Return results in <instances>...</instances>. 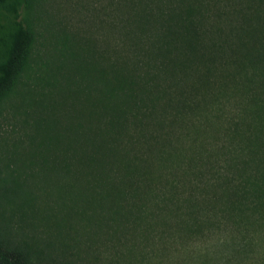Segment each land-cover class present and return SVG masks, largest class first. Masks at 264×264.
I'll return each mask as SVG.
<instances>
[{
    "label": "trees",
    "instance_id": "16d2710c",
    "mask_svg": "<svg viewBox=\"0 0 264 264\" xmlns=\"http://www.w3.org/2000/svg\"><path fill=\"white\" fill-rule=\"evenodd\" d=\"M19 5L0 0V110L24 114L32 133L14 144L16 167L1 160L3 195L24 189L26 159L31 177L59 167L61 144V171L97 195L77 209L100 240L85 255L120 259L132 240L160 238L156 226L190 238L217 226L232 234L219 263L264 264V0H79L90 24L53 19L37 81L20 87L34 33ZM11 236L0 224V264H71Z\"/></svg>",
    "mask_w": 264,
    "mask_h": 264
},
{
    "label": "rangeland",
    "instance_id": "374dc122",
    "mask_svg": "<svg viewBox=\"0 0 264 264\" xmlns=\"http://www.w3.org/2000/svg\"><path fill=\"white\" fill-rule=\"evenodd\" d=\"M18 1L20 2L18 7L20 19L34 33L28 63L19 76L18 86L20 87L37 81L36 77L40 73L39 59L48 50L46 36L49 37L50 32L55 30L53 21L56 20L59 25L66 24L71 29L90 24V15L86 13L85 16L88 15V17L85 19L80 9L76 7L79 0H42L41 7H37L42 8V12L38 13L34 3L30 7L26 5L25 0ZM24 119V114H20L16 109L13 110L9 105H5L0 110V164L3 160L8 161L11 168L16 167V164L10 160L12 150H16L14 144L22 142L23 145H27L32 133L31 124L24 123ZM73 144L72 150L76 152L74 139ZM63 147L64 145H58L54 162L59 167L51 166L54 170L48 169L46 172L41 169L31 177L30 173L38 170V167H31L30 160H25L26 163L19 170L18 181H25L24 189L22 188L21 191L16 193L7 191L3 195L2 185H0V224L8 226L12 239H25L48 253L53 252L58 255L67 253L71 264H221L216 260L221 252L226 251L225 248L222 250L221 243L231 239L232 234L222 231L217 226L212 231L207 230L206 234L191 238L163 226H156L161 230L154 234L159 236L158 233L161 231V239L156 237L147 243L142 242L140 238L132 240L135 241L134 253H126L120 259L113 254V249L105 248H96L85 255L84 244L92 247L94 242L99 243L100 240L87 223L86 227L82 228L76 216L77 209L83 199L93 204L97 195L94 191H90L86 182L80 181L76 175H64L61 171ZM72 165L75 171H78L79 166L75 161H72ZM26 181L32 185L35 183L36 187L31 184L27 187ZM56 181L63 183V187L67 190L59 191ZM50 184L53 187L52 191L44 188ZM106 228L112 229L111 225ZM7 236L10 235L7 233ZM78 243L83 250L74 248L73 245ZM260 254L262 251L255 256L258 257ZM252 261L254 260H247V264ZM232 264H245V259Z\"/></svg>",
    "mask_w": 264,
    "mask_h": 264
}]
</instances>
